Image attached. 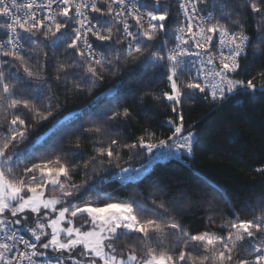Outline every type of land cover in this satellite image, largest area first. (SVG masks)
Returning <instances> with one entry per match:
<instances>
[{"label":"snow or ice","instance_id":"6c2138e0","mask_svg":"<svg viewBox=\"0 0 264 264\" xmlns=\"http://www.w3.org/2000/svg\"><path fill=\"white\" fill-rule=\"evenodd\" d=\"M250 59L264 62V0H0V264H264V197L238 212L221 194V219L199 190L138 199L108 187L142 174L146 161L126 166L137 156L194 152L185 101L264 93V64L252 74ZM124 73L166 83L137 97L168 102L166 138L118 130L134 118ZM82 94L92 99L68 110ZM254 171L264 183V163ZM197 207L206 220L192 231L184 217Z\"/></svg>","mask_w":264,"mask_h":264},{"label":"trees","instance_id":"16d2710c","mask_svg":"<svg viewBox=\"0 0 264 264\" xmlns=\"http://www.w3.org/2000/svg\"><path fill=\"white\" fill-rule=\"evenodd\" d=\"M248 22L251 23V20ZM249 33H252L251 28ZM256 47L260 45L257 44ZM262 64L264 62L250 59L248 70L255 74ZM121 78L124 80L122 94H127L125 106L132 109L134 118L118 130L130 141L140 135L144 128L152 129L160 138L170 135L172 126L166 121L173 114L169 111L168 102L163 99L154 100L151 96L137 99L150 89H154L155 95L159 96L167 88L163 79L152 83L146 76L141 77V73H137L136 78H144L145 83L137 85L135 91H131L136 78L130 79L127 73L117 79ZM53 90L61 100L65 99L63 88L53 85ZM90 99L92 98L83 94L68 95L66 108H80ZM106 102V98H101L96 102V107H103ZM184 115L186 121L196 124L194 152L191 156L155 162L145 177L134 183L120 185L110 180L109 189L117 190L118 195L138 194V199H142L143 195L155 190L157 186L199 190L215 198L214 207L225 213L221 219L231 216L221 194L227 197L238 212L242 211L245 202L259 201L264 197L261 175L254 171L264 163V93L240 95L229 99L222 106L197 97L185 101ZM185 127H188L187 123ZM83 150L89 152L90 144H85ZM151 159L152 157L140 155L126 166L137 167ZM110 172L118 173L119 169H110ZM103 174L108 175L109 172ZM204 212L205 209L200 207L189 210L184 217L185 226L192 231L201 230L206 220ZM248 215V210L243 209L241 218H248Z\"/></svg>","mask_w":264,"mask_h":264},{"label":"built area","instance_id":"2783aa9c","mask_svg":"<svg viewBox=\"0 0 264 264\" xmlns=\"http://www.w3.org/2000/svg\"><path fill=\"white\" fill-rule=\"evenodd\" d=\"M194 143H195V141H194ZM154 151L156 153L155 156H153L150 161L146 162V169L142 172V174L139 177L131 179V180L121 181L118 178V176L114 175L111 180L120 184V185H127L129 183H134V182L141 180L143 177H145V175L151 170V168L155 162L165 161V160H169V159H179L183 156H191L192 155V154H188L185 151L177 150L175 148L170 149V150L169 149H164V150L157 149ZM161 151L164 152V155H161ZM140 166H137V167H140ZM128 175H134V174L129 173Z\"/></svg>","mask_w":264,"mask_h":264}]
</instances>
